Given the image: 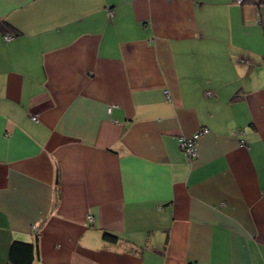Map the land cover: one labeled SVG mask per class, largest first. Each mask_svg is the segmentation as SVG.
<instances>
[{"label": "crops", "instance_id": "obj_1", "mask_svg": "<svg viewBox=\"0 0 264 264\" xmlns=\"http://www.w3.org/2000/svg\"><path fill=\"white\" fill-rule=\"evenodd\" d=\"M0 20V264L14 241L35 264H264L259 7L0 0Z\"/></svg>", "mask_w": 264, "mask_h": 264}, {"label": "trees", "instance_id": "obj_2", "mask_svg": "<svg viewBox=\"0 0 264 264\" xmlns=\"http://www.w3.org/2000/svg\"><path fill=\"white\" fill-rule=\"evenodd\" d=\"M236 1L240 5H255L257 7L264 5V0H236ZM13 31H15V29L10 24H8L6 21L0 20V32L3 35V40H4V37H6L7 35L14 37L15 34L13 33L8 34L9 32H13ZM5 42H8V41H5ZM209 94L210 93H207L208 96ZM102 235H103L102 236L103 239L107 242L112 243L117 240V238L110 233L104 232ZM36 255H37V243L36 242L34 244H31V243L14 241L11 243L9 250H8L7 264H35Z\"/></svg>", "mask_w": 264, "mask_h": 264}, {"label": "built area", "instance_id": "obj_3", "mask_svg": "<svg viewBox=\"0 0 264 264\" xmlns=\"http://www.w3.org/2000/svg\"><path fill=\"white\" fill-rule=\"evenodd\" d=\"M107 13L109 15H111V13L109 11ZM12 39H13V37L10 35H7L6 37H4L5 41H10ZM164 95L166 96V98L168 97L167 91L164 92ZM33 120H35V118H33ZM199 134L200 133H198V135H194L193 137H189V138L180 137L178 139V144L180 146V149H181V151H182V153H183V155L187 161H190L193 158L197 157L195 140L197 139Z\"/></svg>", "mask_w": 264, "mask_h": 264}, {"label": "rangeland", "instance_id": "obj_4", "mask_svg": "<svg viewBox=\"0 0 264 264\" xmlns=\"http://www.w3.org/2000/svg\"><path fill=\"white\" fill-rule=\"evenodd\" d=\"M259 8L262 12H264V5H261Z\"/></svg>", "mask_w": 264, "mask_h": 264}]
</instances>
